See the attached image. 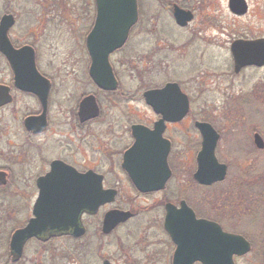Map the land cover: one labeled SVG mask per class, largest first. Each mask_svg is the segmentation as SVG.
<instances>
[{"label":"flooded vegetation","instance_id":"flooded-vegetation-1","mask_svg":"<svg viewBox=\"0 0 264 264\" xmlns=\"http://www.w3.org/2000/svg\"><path fill=\"white\" fill-rule=\"evenodd\" d=\"M224 1L221 14L217 0H138V22L125 46L109 58L114 90L101 88L91 75L87 40L97 17L95 0L90 27L75 39L80 55L65 61L57 56L45 60L41 47L50 37L40 41L41 26L31 31L32 40L16 39L14 15L9 38L17 50L32 48L37 74L28 73L30 79L17 83L13 67L0 52V86L8 90L5 98L10 97L0 106V264H264V222L256 248L248 235L229 230L228 211L211 205L213 199L199 198L201 190L225 184L230 174L229 165L219 157L223 130L202 114L214 112L211 104L206 111L205 100H200L206 87L215 83L210 70L221 68L228 75L233 69L236 76L249 69L260 72L235 100L253 111L259 123L243 142L264 153V65L246 66L237 73L233 54L238 41L264 40V1L258 5L245 0V14L234 13L231 0ZM253 14L259 17L260 30L250 27ZM187 17L191 20L186 24L179 22ZM141 37L149 46L145 52L136 47ZM189 57L192 67L185 71ZM137 70L146 73V79ZM155 81L160 84L146 87ZM168 84H177L190 102L186 116L170 121L164 119L166 110L155 109L144 96ZM90 97L99 111L85 119L81 105ZM201 122L210 124L218 136L215 156L226 166L224 180L210 183L197 176L204 141ZM137 132L164 150L169 146L166 174L151 169L148 158L136 157ZM89 174L94 181H87ZM153 178L158 181L151 182ZM73 179L88 194L94 196L102 187L112 199L97 209L78 208V221L59 231L51 220L54 205L46 201L42 205L41 196L56 197ZM169 208L175 213L170 215ZM117 211L130 215L107 224V214ZM255 216H245L246 221ZM38 217L40 221L32 223ZM223 233L242 236L251 251L229 259L232 250Z\"/></svg>","mask_w":264,"mask_h":264},{"label":"rangeland","instance_id":"rangeland-1","mask_svg":"<svg viewBox=\"0 0 264 264\" xmlns=\"http://www.w3.org/2000/svg\"><path fill=\"white\" fill-rule=\"evenodd\" d=\"M253 1L259 5L264 0ZM217 4L218 12L223 14L225 1L217 0ZM5 13H12L17 17V25L12 30L16 39L32 40L31 31L35 30L34 27L38 29L41 26L40 41H42V37L47 36V39L50 37V42L47 43L44 38V44L41 47L45 60L50 61L53 56H57L58 61H65L69 57L72 58V55L74 58L80 55L78 45L76 46L78 42L75 39L90 27L93 21L94 7L92 0H0V16ZM254 15L248 18L249 22L253 23L250 27L253 30H260L259 17ZM82 16L86 21L82 19ZM254 34H258V32L255 31ZM136 44L139 52H145L149 48L145 44L144 37L137 38ZM189 60L190 57L184 61L185 71L188 70V67H192L188 63ZM203 63L208 66L210 60ZM225 71L221 68L210 70V72L215 73V83L206 87V91L200 100H205L202 104L206 111H209L210 104L214 111L208 116L202 110L204 119L213 120L223 130L219 157L222 162L229 165L230 174L225 184L209 191L201 190L199 198L202 200L213 199L211 205L222 207V211H228L230 219L227 220L226 224L229 230L245 233L248 238L255 241L257 248L259 239L263 237L261 223L264 220H262L263 215L260 213L264 212V153L258 154L253 144L247 145L243 142V137L246 136L247 138L249 134L248 137L250 138L252 129L259 123L258 118L252 115L255 113L244 110L241 107L242 101L235 100V97L243 93L242 90L246 83L259 79L260 72L249 69L245 74L236 76L233 69L231 70L232 74L227 71L228 75H226ZM124 72L126 71L124 70ZM126 74L128 73L126 72ZM137 74L143 76V79L147 77V74H143L142 70H137ZM128 78L130 79L131 75ZM163 79L159 78L158 80L162 81ZM155 83L156 85L146 87H155L160 84L158 81ZM226 97L228 98L226 99ZM199 106L200 102L197 103V107ZM137 109L146 113L144 106L137 104ZM248 115L249 120L247 119L248 124H246L244 120ZM239 133L241 136L235 138ZM225 206L228 207L227 210ZM253 215H256L253 220L246 221V217ZM254 256L255 253L251 258Z\"/></svg>","mask_w":264,"mask_h":264},{"label":"water","instance_id":"water-1","mask_svg":"<svg viewBox=\"0 0 264 264\" xmlns=\"http://www.w3.org/2000/svg\"><path fill=\"white\" fill-rule=\"evenodd\" d=\"M97 7V17L95 26L88 36V48L92 57L91 75L97 84L105 90L116 88L115 79L109 63L110 54L122 48L129 37L130 30L138 21L137 0H95ZM231 9L236 14H245L247 5L245 0H231ZM185 16V14H184ZM191 17L181 20V24H186ZM15 25V17L12 14H5L0 21V52L4 54L13 67L17 83L24 79H30L28 73L37 74L35 70V56L31 47L15 49L9 38V32ZM233 54L236 64V72L239 73L243 67L264 65V40L238 41L233 45ZM34 74V75H35ZM36 76V75H35ZM178 91V93L176 92ZM5 95V96H4ZM8 90L0 86V106L6 104L10 99L7 97ZM145 98L155 109H164L165 120H175L187 115L190 102L188 97L182 93L177 84H168L161 90H153L145 93ZM164 102L168 103L165 108ZM81 111L85 119H90L98 115V105L94 97L84 100ZM174 114V115H173ZM178 115V116H177ZM199 128L203 135V149L199 155V171L197 176L204 182L213 183L224 180L226 176V166L220 165L215 156L218 136L214 128L208 123H199ZM256 142L260 145V140ZM261 146V145H260ZM136 157L148 158L151 169L157 168L158 172H167V157L169 146L164 150L162 146H157L154 142H148L140 132H137ZM165 169V170H163ZM167 176V175H166ZM88 182L94 181L92 174L86 176ZM158 181L153 178L151 182ZM69 184V183H68ZM60 188V187H58ZM62 192L56 197L50 195L41 196V204L46 206V202H51L55 210L51 212V220L55 228L59 231L68 229L70 222L78 221L80 209H97L100 205L109 202L111 197H107L101 188L92 194H88L81 183L73 179L72 184L61 187ZM173 207L172 205H169ZM175 213L169 208V214ZM130 214L125 212H110L106 216V223L120 222L128 218ZM40 221L39 217L37 220ZM33 228L32 225L29 226ZM35 227V226H34ZM218 229L222 232L220 227ZM218 230V231H219ZM219 235V233H218ZM227 244L232 251L228 252L229 259L235 255L242 256L251 251L250 243L242 236L224 234ZM234 264V262L232 263Z\"/></svg>","mask_w":264,"mask_h":264}]
</instances>
